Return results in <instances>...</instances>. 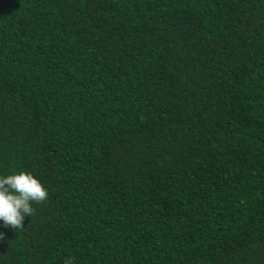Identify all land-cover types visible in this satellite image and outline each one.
I'll use <instances>...</instances> for the list:
<instances>
[{
    "label": "trees",
    "instance_id": "16d2710c",
    "mask_svg": "<svg viewBox=\"0 0 264 264\" xmlns=\"http://www.w3.org/2000/svg\"><path fill=\"white\" fill-rule=\"evenodd\" d=\"M16 171L0 264H264V0H0Z\"/></svg>",
    "mask_w": 264,
    "mask_h": 264
},
{
    "label": "clouds",
    "instance_id": "9594fccd",
    "mask_svg": "<svg viewBox=\"0 0 264 264\" xmlns=\"http://www.w3.org/2000/svg\"><path fill=\"white\" fill-rule=\"evenodd\" d=\"M48 195V190L30 172L0 175V222L13 230L22 229L25 219L34 212L32 204L46 201ZM3 238L4 234L0 232V239ZM65 264L74 262L67 260Z\"/></svg>",
    "mask_w": 264,
    "mask_h": 264
}]
</instances>
